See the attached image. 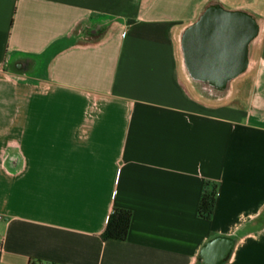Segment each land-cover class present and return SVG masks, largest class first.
Here are the masks:
<instances>
[{"label":"crops","instance_id":"crops-1","mask_svg":"<svg viewBox=\"0 0 264 264\" xmlns=\"http://www.w3.org/2000/svg\"><path fill=\"white\" fill-rule=\"evenodd\" d=\"M211 5L255 25L222 78L185 54ZM215 238L264 264V0H0V264H208Z\"/></svg>","mask_w":264,"mask_h":264},{"label":"water","instance_id":"water-1","mask_svg":"<svg viewBox=\"0 0 264 264\" xmlns=\"http://www.w3.org/2000/svg\"><path fill=\"white\" fill-rule=\"evenodd\" d=\"M213 9L222 14L219 17L208 15L186 32L185 54L193 75L222 78L241 66L243 44L253 33L255 25L253 21L245 24L218 5L208 7V10ZM231 55L233 58L228 59ZM231 60L236 63H228ZM216 83L220 85L223 81ZM227 250L228 247L215 238L204 244L201 253L204 262L220 264Z\"/></svg>","mask_w":264,"mask_h":264},{"label":"trees","instance_id":"trees-1","mask_svg":"<svg viewBox=\"0 0 264 264\" xmlns=\"http://www.w3.org/2000/svg\"><path fill=\"white\" fill-rule=\"evenodd\" d=\"M217 184L215 182H205V187L200 195L198 214L209 218L215 205ZM131 210L124 207L115 206L109 212L105 227L101 233L103 239H125L130 226Z\"/></svg>","mask_w":264,"mask_h":264},{"label":"rangeland","instance_id":"rangeland-1","mask_svg":"<svg viewBox=\"0 0 264 264\" xmlns=\"http://www.w3.org/2000/svg\"><path fill=\"white\" fill-rule=\"evenodd\" d=\"M107 21H109V19H108ZM235 100H236L237 102H240V101H242V99H241V98H236Z\"/></svg>","mask_w":264,"mask_h":264},{"label":"built area","instance_id":"built-area-1","mask_svg":"<svg viewBox=\"0 0 264 264\" xmlns=\"http://www.w3.org/2000/svg\"><path fill=\"white\" fill-rule=\"evenodd\" d=\"M1 247H2V242H1V239H0V251H1Z\"/></svg>","mask_w":264,"mask_h":264}]
</instances>
